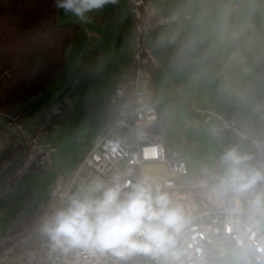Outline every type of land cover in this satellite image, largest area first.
Returning <instances> with one entry per match:
<instances>
[{
  "label": "clouds",
  "instance_id": "clouds-1",
  "mask_svg": "<svg viewBox=\"0 0 264 264\" xmlns=\"http://www.w3.org/2000/svg\"><path fill=\"white\" fill-rule=\"evenodd\" d=\"M117 3L55 7L83 21ZM150 19L152 43L185 91L208 97L224 116L213 125L216 152L186 196L141 153L144 163L67 194L39 233L53 252L88 264H264V0H167ZM135 102L147 99L138 93ZM133 135L140 142L147 134Z\"/></svg>",
  "mask_w": 264,
  "mask_h": 264
},
{
  "label": "built area",
  "instance_id": "built-area-1",
  "mask_svg": "<svg viewBox=\"0 0 264 264\" xmlns=\"http://www.w3.org/2000/svg\"><path fill=\"white\" fill-rule=\"evenodd\" d=\"M129 7L133 21L132 59L125 80L109 93L112 111L102 135L74 173L58 179L44 209L35 214L28 225L0 243V264H88L92 258L87 256L53 252L39 233L40 222L46 214H51L63 205V198L67 194L76 191L92 178L102 176L108 179L122 169L144 163L141 153L144 158L151 156L154 163L165 165L169 173L174 175L167 178L177 186L178 195L190 193L195 179L187 174L186 158L178 150L168 151L164 136L154 132L159 113L151 100L153 76L145 66L148 63L146 55L151 12L147 10L145 0H129ZM138 93L146 97V104L135 102ZM63 112V105L49 108L32 127L25 124L28 111L10 109L0 113L12 139L10 148L0 155V202L14 183L25 179L34 170L46 171L52 167L55 149L46 143V137L54 118ZM194 114L204 124H216L224 118L220 110L211 107L196 109ZM137 128L146 132L145 140H135L133 133ZM174 177L179 178V184ZM187 203L193 208L194 217L199 220L203 209L197 207L198 201L192 198Z\"/></svg>",
  "mask_w": 264,
  "mask_h": 264
},
{
  "label": "crops",
  "instance_id": "crops-1",
  "mask_svg": "<svg viewBox=\"0 0 264 264\" xmlns=\"http://www.w3.org/2000/svg\"><path fill=\"white\" fill-rule=\"evenodd\" d=\"M145 3L147 10L152 12L157 5L167 3V0H145ZM57 17L60 24L74 23L79 26V33L67 53L65 70L43 94L16 108L29 112L25 124L32 127L43 117L45 110L57 105L67 104L72 110L89 107L94 113L93 119L97 120V133L93 143L76 153L81 154L78 157L79 166L82 158L102 135L111 114L109 93L129 73L133 54V21L129 0H118L117 4H110L100 11L89 13L88 19L83 21L71 14H65L62 10L58 11ZM153 35L154 32L150 31L146 61L154 70L151 100L159 113L156 126L165 138L166 149L178 150L184 157H188L187 167L197 169L194 172L197 177L202 163L198 160L212 156L217 146L212 138L215 124H204L194 114V110L205 107L220 109L208 97L185 91L183 80L175 76L169 67L167 54L154 47L151 40ZM1 131L4 133L0 134V155L10 148L12 142L6 122L0 115ZM56 137L49 142L46 139V143L55 149L54 153L59 149L62 158V148L57 145L63 147V143L57 141ZM157 165L161 175L171 177L165 165ZM54 167L52 157L51 169ZM59 172L60 176L67 177ZM14 190L13 185L8 194ZM51 190L52 188L49 194Z\"/></svg>",
  "mask_w": 264,
  "mask_h": 264
},
{
  "label": "trees",
  "instance_id": "trees-1",
  "mask_svg": "<svg viewBox=\"0 0 264 264\" xmlns=\"http://www.w3.org/2000/svg\"><path fill=\"white\" fill-rule=\"evenodd\" d=\"M58 11L55 0H0V113L40 96L64 72L79 26L60 24Z\"/></svg>",
  "mask_w": 264,
  "mask_h": 264
},
{
  "label": "rangeland",
  "instance_id": "rangeland-1",
  "mask_svg": "<svg viewBox=\"0 0 264 264\" xmlns=\"http://www.w3.org/2000/svg\"><path fill=\"white\" fill-rule=\"evenodd\" d=\"M93 115L94 113L89 107H77L72 110L67 104H64V112L54 118L46 137L48 142L53 140L55 136H57V141H62L63 147L57 146L62 148L63 156L60 157L61 152L57 149V153L52 156L54 168L46 171L34 170L25 179L14 183L15 190L10 192L0 204V243L6 240L7 234L15 226L27 225L29 223L27 219H33L35 214L44 209L50 189L55 186L60 177H63L60 176L59 171L67 177L74 173L78 166V157H81V154L77 155L76 153L93 143L97 133V120L93 119ZM1 133L4 132L1 131ZM210 157L200 158L198 162L206 163ZM185 158L186 163H188L189 158ZM186 170L187 174L196 180L194 172L197 169L188 168ZM171 176L174 175L171 174ZM174 178L179 184V178Z\"/></svg>",
  "mask_w": 264,
  "mask_h": 264
}]
</instances>
